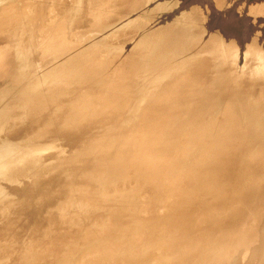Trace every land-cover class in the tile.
<instances>
[{"label": "bare ground", "instance_id": "bare-ground-1", "mask_svg": "<svg viewBox=\"0 0 264 264\" xmlns=\"http://www.w3.org/2000/svg\"><path fill=\"white\" fill-rule=\"evenodd\" d=\"M120 2L113 0L110 9L127 6ZM55 4H0V82L7 77L10 88L0 97V264H264V146L255 150L240 140L244 133L236 129L238 114L231 108L236 93L245 99L259 91V101L243 100L241 110L252 112L253 121L264 112V60L243 69L229 61L240 46L236 38L221 44L232 50L218 64L202 47L195 53L183 49L166 29H157L155 37L142 29L137 35L143 40L134 43L132 34L126 40L139 53L117 50L97 60H106L114 74L94 73L95 65L84 60L82 69L69 65L63 96L44 83L35 92L20 91V77L31 78L36 66L67 52H52L32 65L19 46L20 34L14 45L5 40L12 29H36L35 12L48 16ZM23 6L30 24L12 17ZM94 30L91 36L101 35L102 29ZM47 33L37 32L41 45H51ZM254 51L241 56L255 58ZM144 56L157 67L170 57L198 66L181 71L182 65L168 64L163 70L170 78L161 82L162 71L154 70L157 84L151 86L147 74L131 73L133 67L118 60L134 64ZM131 74L146 82L129 87L123 77ZM86 89V98H79ZM146 90L152 97L134 103ZM194 104L202 109L191 111ZM104 126L111 127L102 134ZM246 162L252 166L241 184L239 169ZM232 184L240 187L234 197L226 190ZM231 229L237 236L227 243ZM199 230L203 236L194 243Z\"/></svg>", "mask_w": 264, "mask_h": 264}, {"label": "rangeland", "instance_id": "rangeland-1", "mask_svg": "<svg viewBox=\"0 0 264 264\" xmlns=\"http://www.w3.org/2000/svg\"><path fill=\"white\" fill-rule=\"evenodd\" d=\"M52 1L56 4L50 15L44 16L41 12L40 14L35 12L33 24L36 29H12V35L5 40V43L9 47L10 43L12 45L15 43L14 35L20 34L22 40L19 46L22 47L26 60L32 65L35 64L36 59L45 56L49 57L52 52L63 54L67 52V55L60 60L52 59L46 61V64L42 66H36L34 68L35 72L30 76L31 78L25 79L20 77L17 86L20 91L26 93L35 92L37 87H40L39 84L42 85L44 83L45 85L48 84L47 86L53 89L55 94H62L63 96L65 93L62 86L64 85V79H68L69 77V65L72 64L73 67L81 65L82 69V66L85 65L82 63L84 60H87L86 64L93 63L95 65L96 69L93 71L94 73L98 72L107 75L109 71L114 74V70H112L106 60H102L99 63L97 60L104 59L108 55L112 56L117 50L119 51L118 54L126 51L134 55L135 53L131 52L133 50L139 53L140 49L132 47L133 45L131 46L126 40L132 37L131 34L136 35L137 39H135L134 43L143 40L142 36L139 37L137 35L142 29H150L153 37H155L153 33L157 29H166V32H170L171 37H176V40L180 41L183 49H186L190 53H195L197 52L196 49L202 47L207 54H215L213 56L217 57L218 64H222L226 59L228 48L232 50L230 44L226 50L221 44L226 45L225 41L227 39L236 38L237 42L235 43H238L240 46H235V50H232L233 56L229 57V61L236 62V66L243 69L245 66L249 68L254 67V64L251 63L254 60L257 63L264 60V0H114V3L119 2L121 4L120 1L127 3V6L121 5L116 11L112 8L110 9L113 0ZM35 2H38V0H35ZM1 3H3V0H0ZM18 12L15 10L12 13V17H22L23 22L27 24L31 23L28 16L30 14L28 7H19ZM154 15H158V18L152 19ZM100 22L105 23V26L99 27ZM76 29L82 31L79 37L75 35ZM94 29H102L101 35L95 34L91 36V32ZM42 31L48 32L45 40L50 42L51 45H41V42L37 41V32L41 37ZM89 34L90 38H93L91 42H89ZM249 41H254L255 45ZM248 49L255 50V58L253 56H241ZM94 50H98V53H95ZM69 51H74L73 58L68 57ZM82 57L84 59H81ZM118 60L122 64L128 65L129 68L133 67V70L130 71L131 73L147 74L151 82L148 84L151 86L157 84V78L150 75L154 70L162 71L161 82L170 78L168 71L163 70V68L169 66L168 64L182 65L183 69L181 71H193V68L198 66L196 60L183 62L180 57H170L161 64V67L155 66V63L146 56L141 57L138 63L134 64L133 62L130 64L126 57ZM142 60H145L147 63H144ZM49 65L52 68L47 69L46 67ZM57 68L60 69L56 71ZM211 68L216 69L213 65ZM60 71L63 73L58 76ZM121 71L129 72L122 68ZM115 74L120 76L117 71H115ZM123 78L127 79L125 83L129 87L142 86L146 82L143 76L136 77L132 74L130 78ZM2 81V83L0 82V97L5 91L10 90V88L6 89L7 77ZM11 83L12 78L10 77L9 85ZM197 84L199 83L197 82ZM149 85H147L148 89L151 88ZM202 86L208 88V90L211 89V92L216 89V85L213 88V83L211 86L209 83H205ZM88 91L86 89L84 92H78V97L86 98L84 95ZM151 93L152 90H146L144 93L138 94L134 103L148 100L152 97ZM255 96L252 97L250 95L244 99L243 95L240 96L236 93L231 101V108L236 110L238 114L236 129L244 133L240 137V140L247 145V148L251 147L258 150L259 147L264 146V112L258 113L256 121H253L252 112L246 109L241 110L243 100L247 103L259 101L261 97L259 91L255 93ZM58 103H63V100L60 99ZM189 109L191 111L195 109L201 110L202 107L194 104ZM110 127L104 126L99 128L100 133L107 132ZM22 135L24 136L25 134L22 133ZM138 143H140L138 145H141L142 141ZM147 154L148 149H144L139 158L141 164H145L141 162V159L146 157ZM242 166L243 168L239 169V171H242L239 178L241 184L245 182L246 169L252 165L246 162ZM226 190L230 197H234L239 195L240 187L232 184ZM227 232V243L236 239L237 234L233 232V229ZM202 236L203 232L199 230L194 243H198ZM219 245L221 244L215 247ZM180 252L182 253V251ZM214 252L216 251L214 250ZM220 255L221 252L218 256ZM222 256H224L223 253ZM173 264L184 263L181 260L180 262L175 261ZM188 264H191V262Z\"/></svg>", "mask_w": 264, "mask_h": 264}]
</instances>
